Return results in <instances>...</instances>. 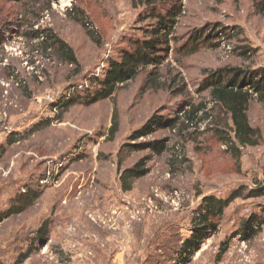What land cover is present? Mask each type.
I'll return each instance as SVG.
<instances>
[{
  "label": "rangeland",
  "instance_id": "obj_1",
  "mask_svg": "<svg viewBox=\"0 0 264 264\" xmlns=\"http://www.w3.org/2000/svg\"><path fill=\"white\" fill-rule=\"evenodd\" d=\"M79 3L53 2L35 24L32 16L18 11L4 25L3 15L14 13L13 7L5 6L0 16V257L12 264L37 246L20 264H184L177 248L191 236L192 220L199 217L202 197L198 193L227 197L241 184L257 187L256 182L264 181V146L244 151L240 175L234 172L230 157L213 151L215 144L212 149L204 145L202 158L192 143L182 148L187 163L181 165L179 174H172L170 152L164 156L150 150L133 153L122 168L150 157V172L130 192H123L119 185L118 152L127 137L158 109L168 108L161 115L174 121L206 100L200 85L210 73L226 67L264 68V16L258 14L255 0H184L170 34L163 74L157 80L163 89H145L147 72L127 85L118 95L120 133L109 142L110 100L73 107L62 121L53 119L59 108L53 112L52 106L76 84H82L78 92L92 89L90 78H102L109 61L129 46L125 39L132 34L129 39L133 41L143 37L140 28L144 24L138 23L140 9H133L130 0H98V7L92 2L96 28L104 39L99 47L70 19ZM30 21L33 29L51 28L72 46L84 70L81 77L75 76L72 66L51 62L33 49L37 41L30 40ZM198 31L205 32V37L212 32L213 37L192 53ZM176 78L182 95L170 83ZM185 98L191 100L190 106L182 105ZM250 118L264 130V109L256 102ZM176 134L169 127L155 129L140 142L169 139L173 147ZM81 141L82 155L64 157ZM46 167L47 178L40 185L52 183L54 188L43 190L23 214L1 219L14 202L29 206L28 198L20 194L29 193L30 179ZM88 170H92L90 175ZM58 201L46 243L32 244L36 234L32 230L44 223ZM262 207L264 198L235 200L218 230L205 235L188 264H264ZM253 213L258 215L253 240L236 236L217 263L219 244L232 237L242 218Z\"/></svg>",
  "mask_w": 264,
  "mask_h": 264
},
{
  "label": "trees",
  "instance_id": "obj_2",
  "mask_svg": "<svg viewBox=\"0 0 264 264\" xmlns=\"http://www.w3.org/2000/svg\"><path fill=\"white\" fill-rule=\"evenodd\" d=\"M57 1L59 0H0V16L5 6L13 7L14 13L11 10L7 12L6 16L3 15L4 25L8 24V20L18 14V11H22L25 17L28 15L32 16V21L35 24L40 21L39 18L45 11L51 9L52 3ZM92 2L98 7V0H92L91 2L80 0L79 5L76 6V12L70 16V19L80 25L86 31L91 41L100 47L103 45L104 39L102 33L96 28L97 19L94 16ZM130 3L133 9H140L138 23L144 24L140 28L143 37H139L136 41H133L129 39L134 36L132 34L129 38L125 39V42L129 46L122 47L118 52V58L109 61L103 77L94 76L90 78L92 89L87 88L84 91L82 90L83 92H78V88L82 84H76L65 92L63 97L59 98L55 106H52L53 112L57 110L56 108H59L53 119L62 121L63 115L73 107H90L110 100L113 105V117L108 135L109 142L115 141L120 133L121 121L118 95L127 89V85L136 83L140 75L147 72L146 82H148L145 89L147 90L152 87L163 89V86L158 84L157 80L163 74L162 71H164L162 67L170 50L171 31L178 24L177 19L185 7L184 0H130ZM85 5L88 7L86 8ZM255 5L258 14L264 16V0H255ZM32 21H30L32 30L30 40L37 41L33 49L41 56L51 60V62L65 64L66 67L72 66L75 76L81 77L84 70L72 46L60 38L51 28L33 29L34 24ZM211 34L213 33L210 32V37H205V32H196L193 38L194 48L191 52H197L203 44L213 37ZM241 49L248 50L249 48ZM190 53L187 55H190ZM210 74L200 85V93L207 95L206 100L203 98L200 104L192 107V110L186 113L183 119L176 118L174 121H169L161 115L168 108L163 109V111L158 109L142 127L135 129L127 137L126 142L118 152L119 185L123 192L132 191L136 182L146 177L150 172V169L147 167L150 157L140 159L130 167L122 168L125 161L133 153L150 150L158 156H164L170 152L172 174H179L181 165L187 163L185 154L182 155L180 153L182 148L192 143L197 148V155H200L202 158L205 154L204 145H207L208 149L209 147L212 149V144H215L213 145V151H219L224 154V157H230L236 168L234 172L240 175L242 173L241 166L244 151L264 146V130L253 125L250 118V110L255 102L264 109V68L253 70L242 66L226 67L220 68ZM170 83L178 90L177 94H183L179 90L180 85H176L180 84L177 78ZM92 84H95V86ZM72 89L75 92H70L69 94V91ZM182 103V105L187 104V106H190L191 100L185 98ZM48 124L51 123L49 122ZM202 125H205L204 130H201L203 129ZM166 127H169L173 132H177L175 136L177 142L173 147H169V139L140 142L141 139L153 133L155 129L162 130ZM82 144L83 142L81 141L80 144H77L73 148L74 150L65 154L64 157L74 154V157L78 158L77 156L80 153L81 155L83 154V150L79 152L82 149ZM222 147L225 148V151L222 150ZM262 167L264 169V160ZM48 171L46 167L36 175L37 178L30 179V186H28L30 188L29 193L27 195H25L26 193L20 194L21 198H28L30 201L29 206L25 207V204H16L14 202L1 219H9L23 214L28 207L34 206L36 201L40 199L43 190L54 188V184L52 183L45 186L40 185V181L47 178ZM91 171L88 170L87 174L90 175L89 172ZM239 186V188H231L230 190L233 189V191L227 197L204 196L203 192L198 193V197H202L200 209L198 210L199 217L195 216L192 220L191 236L178 248L176 247L180 251V256L184 257V264L189 263L190 257L199 248L205 235L211 231L216 232L218 230V226L223 222L222 220L226 215L227 208L235 200L264 198V181L256 182L257 187L251 189L246 184ZM58 203L59 201L53 204L48 212L50 215L44 220V223L37 229L34 228L32 230V232L36 233L32 244L43 245L46 243L53 220L51 218L53 214H55L53 218L57 214ZM257 221L258 215L254 213L241 219L239 225L234 227L235 233L232 237H230L231 235L228 236L225 242L219 244L218 255H216L217 263L229 252L232 240L236 236H240L241 239L247 242L253 240L258 232L255 229ZM259 227H261V224ZM35 249L38 250L37 246ZM35 249L32 247L26 254L21 255L18 261V258H16L12 264L24 262L30 258ZM148 261L151 260L148 259ZM0 264H6L1 257Z\"/></svg>",
  "mask_w": 264,
  "mask_h": 264
},
{
  "label": "crops",
  "instance_id": "obj_3",
  "mask_svg": "<svg viewBox=\"0 0 264 264\" xmlns=\"http://www.w3.org/2000/svg\"><path fill=\"white\" fill-rule=\"evenodd\" d=\"M264 209V208H263Z\"/></svg>",
  "mask_w": 264,
  "mask_h": 264
}]
</instances>
